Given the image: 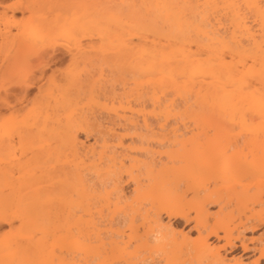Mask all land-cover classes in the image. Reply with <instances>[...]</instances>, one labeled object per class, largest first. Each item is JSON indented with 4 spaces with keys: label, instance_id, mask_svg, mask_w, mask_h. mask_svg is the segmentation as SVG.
<instances>
[{
    "label": "bare ground",
    "instance_id": "obj_1",
    "mask_svg": "<svg viewBox=\"0 0 264 264\" xmlns=\"http://www.w3.org/2000/svg\"><path fill=\"white\" fill-rule=\"evenodd\" d=\"M43 75L29 122L23 99ZM149 120L180 146L157 167ZM16 138L38 148L29 172ZM111 198L126 237L147 232L163 252L171 221L192 223L193 247L181 231L187 247L164 264H264V238L243 235L264 225V0H0V264H141L137 245L113 253L122 232L88 235L91 206Z\"/></svg>",
    "mask_w": 264,
    "mask_h": 264
},
{
    "label": "rangeland",
    "instance_id": "obj_2",
    "mask_svg": "<svg viewBox=\"0 0 264 264\" xmlns=\"http://www.w3.org/2000/svg\"><path fill=\"white\" fill-rule=\"evenodd\" d=\"M111 48H112V47H111ZM68 59H69V57H68L67 55L62 56V58H59V59L57 60V63H55V65H54L53 67L51 66L52 69H54V67H55V68L58 67V65H59V67H60V66H61V67L63 66V68L60 70V72L64 71L63 69H65V67H66V63L68 64ZM62 64H63V65H62ZM64 64H65V65H64ZM65 70H66V69H65ZM50 71H51V70L46 71V72H45L46 74H44V75H45V76H47V75L49 76V74H51ZM44 75H43V77H41V78L37 81L36 86H37V85H38V86L35 87V88H33V89H31V91H30V92L25 96V98L23 99V103H24L23 105H24V107H22V109L20 110V111H22V112H20L22 115H21V114H20V115H21V117H22L24 120H25V117H26V116H28V118H29V115L27 114V112H28V111H31V110H29L28 108L30 107L31 104L33 105V103H32L33 100L35 101V98H36L38 95H39V97H40L39 89H43V91H44V89H45V88H44V87H45L44 85H45V84H48V82H46L47 80L44 81V80H45L44 78H46ZM47 78H48V77H47ZM44 82H46V83H44ZM39 83H40V86H39ZM42 83H44L43 86H41ZM39 87H41V88H39ZM42 87H43V88H42ZM46 88H47V86H46ZM9 90H10V89H9ZM9 90H7V92L10 94L12 91H11V90L9 91ZM37 90H38V91H37ZM45 90H46V89H45ZM43 91H42L41 98H42L43 94L45 93V92L43 93ZM37 92H39V93H37ZM36 93H37L38 95H37ZM35 95H36V96H35ZM34 96H35V98H34ZM32 98H33V99H32ZM31 99H32V100H31ZM37 99H38V97H37ZM37 99H36V100H37ZM29 100H30V101H29ZM27 101H28V103L26 104ZM37 101H38V100H37ZM29 102H31V103H29ZM32 105H31V106H32ZM25 106H26V107H25ZM32 107H33V106H32ZM32 107H31V109H32ZM91 107H92V108H91ZM93 107H94V105H93V106L91 105V106H89V108H88V107H87V108L85 107V109L88 110V109L91 108V110H93V109H94ZM100 108H101V107H100ZM79 109H80V107L78 108V111H77L76 113H79ZM82 109H84V108H82ZM82 109H80V112H82V111H81ZM85 109H84V110H85ZM96 109H97V106H96V108L94 109V111H96L97 113H100V112L102 111L101 109L99 110V106H98V110H96ZM84 110H83V111H84ZM26 111H27V112H26ZM25 112H26L27 115L24 114ZM101 113H102V112H101ZM18 114H19V113H18ZM20 115H19V116H20ZM24 115H26V116H24ZM101 115H102V114H101ZM17 118H18V117H17ZM22 118H21V119H22ZM30 118H31V113H30ZM21 119H19V120H21ZM26 119H27V117H26ZM17 120H18V119H17ZM27 120H28V119H27ZM21 121H22V120H21ZM28 121L30 122L31 120L29 119ZM149 121H150V120H149ZM26 122H27V121H26ZM150 122H151V121H150ZM24 123H25V122H24ZM27 123H28V122H27ZM31 123H33V121H32ZM152 123H153V121H152L151 123H149V128L151 127V129H153V130H151L150 132H153V131L155 130V132H154L153 134H152V133H151V134H152V135H155L156 137L158 136L157 139H159V140L155 139V136H150V137H153L152 141L155 139V140H154V143H155V144H153L152 141H151V143H150V144H153V145H152V146H153V150H155V149L158 147L156 151H153L152 148H151L152 146H150L151 151H152V152H150V154L152 153L153 157H155L154 159H153V157H151L150 159H151V162L153 161V163H155V164H156V167H157V166L161 165V163H162V165H163V161H164V163H166V161L168 162V160L170 159V157L176 156L174 153H175V152L177 153V152L179 151L180 146H179V145H175V148H176V146H178V149L176 150V149L174 148V145H173L172 147H171L172 144H171V145H170V144L166 145L167 142H165V141L162 139V136L165 134V133L163 134L164 130H165V129L168 130L169 128H168V129L165 128V129H163V130H159V129H158V128H160V127H158L159 125L156 124V122L153 123V124H152ZM28 124H29V123H28ZM33 124L35 125V122H34ZM155 124H156L157 126H156ZM25 125H26V124H25ZM31 125H32V124H31ZM31 125H30V126H31ZM151 125L156 126V128H155L154 126L152 127ZM28 126H29V125H28ZM30 126H29V127H30ZM111 126H112V125H111ZM111 126H109V127L111 128ZM23 127L26 128L25 126H23ZM23 127H22V128H23ZM29 127H27V128H29ZM109 127H108V128H109ZM115 127H116V126H115ZM157 127H158V128H157ZM27 128H26V129H27ZM103 128H104V127H103ZM108 128H107V130H108ZM112 128H114V127H112ZM26 129H25V130L23 129V130L26 131ZM30 129H31L32 132H33V129H32V127H31V128H29V129H27L26 133H28V132L30 131ZM116 129H118V127H116ZM166 130H165V132H166ZM24 131H23V133H24ZM104 131H106V125H105V130H104ZM156 131H157V132H158V131H159V132L161 131V133H162L163 135H162L161 133H160V134H161L162 136H161L160 134L156 135V134H157ZM30 133H31V131L27 134L26 137H29L28 135H29ZM166 133H167V132H166ZM31 134H32V136L30 135V136L32 137L31 140L34 142V139H33V133H31ZM148 134H149V133H148ZM34 135H35V134H34ZM80 137L83 138L82 135H81ZM26 139H27V138H26ZM14 140H15V142H14ZM14 140H13V142L11 143V146H10V148H13V151H14V150L16 149V147H17V149H16L17 151L15 150L14 153H13V154H16V155H13V156H16V157H14V159L18 161V158H17V157L20 155V156H19V158H20L19 160L24 159V160H23V161H24L23 166H24L25 164L27 165V167L25 166L26 168L24 167V169H25L26 171H28V169L31 168V170H32V169H33V165H34V162H33L32 160H33V158L35 159V156H36V155H34V157H33L31 160H30L29 157H26V156H29L28 154H30V157H31V152H32V154H33V153H34L33 151H37L38 148L35 146V147H36V150H34L35 148H33L32 145H31L30 143H27V142H26L27 140L25 141V144H24V141H23V145H19L18 141H16L17 138L14 139ZM160 140H161V141H160ZM28 141H30V140H28ZM89 141H92V138H90ZM33 142H32V143H33ZM34 143H35V142H34ZM160 145H162V146H160ZM155 146H156V147H155ZM169 147H170V148H169ZM18 148H19V149L21 148L22 151H24V150H28V151L26 152L27 154L25 155V154H24L25 151H24V152H21ZM22 148H23V149H22ZM172 148L175 149L176 151L174 152V150H172ZM158 149H159L160 151H159ZM18 150H19L22 154H21V153H18V152H19ZM167 150H170L171 152L168 151L169 154H162V152L166 153ZM13 151L10 152L11 155H12V152H13ZM172 151H173V153H172ZM15 152H16V153H15ZM29 152H30V153H29ZM38 152H39V151H38ZM154 152H156V153H154ZM158 152H160L159 155L157 154ZM35 153H36V152H35ZM153 153H154V154H157V155L155 156ZM150 154H149V155H150ZM161 154H162V155H161ZM11 155H10V156H11ZM17 155H18V156H17ZM37 155H38V153H37ZM166 155H169L170 157H168V156H166ZM171 155H172V156H171ZM115 156H116V155H115ZM158 156H159L160 158H159ZM163 156H164V157H163ZM165 156H166L168 159H166ZM25 157H26L27 159H26ZM156 157H157V158H156ZM21 158H22V159H21ZM163 158H164V159H163ZM14 159H11V160H13V161L15 162ZM152 159H153V160H152ZM165 159H166V160H165ZM105 160H106V159H105ZM154 160H156V162H154ZM159 160L161 161V163L158 162V163H159V164H158L157 161H159ZM25 161H26V162H25ZM108 161H109V160H108ZM116 161H117V159H116ZM9 162H10V161H9ZM11 162H12V161H11ZM14 162H13V163H14ZM105 162H106V161H105ZM105 162H104V164H105ZM109 162H110V161H109ZM109 162H106V163L108 164ZM19 163H20V162H19ZM104 164H103V165H104ZM130 164H132V163H130ZM130 164L127 163V166L130 165ZM14 165H17V164H14ZM14 165H13L12 167H15V169H13L12 167H10V168H12V171L9 172L10 168H8V173H9L10 175H12V179H15V178H14L15 175H18L20 172H22V170L18 172V171H17V170H18L17 167L14 166ZM103 165H102V167H104ZM105 165H106V164H105ZM111 165H112V164H111ZM111 165H110V166H111ZM152 165H154V164H152ZM169 165H170V164H169ZM20 166H21V165H20ZM108 166H109V164L106 166V168H107ZM154 166H155V165H154ZM160 167H161V166H160ZM160 167H158V168H160ZM18 168H19V167H18ZM106 168H105V169H106ZM15 170H16L18 173H17ZM11 172H12V173L14 172V174H11ZM28 172H29V171H28ZM16 173H17V174H16ZM30 173H31V172H30ZM124 174H125V173H124ZM124 174H123L122 177H121V178H122V183H123V184H122V183H121V184H122V186H123V191H124L123 193H124V195H126L125 197L130 201V198H132V197L134 196V195L132 194V193H133V192H132V184L129 183V182H127V181H125V180L127 179V176H126V175L124 176ZM13 175H14V177H13ZM123 181H125L126 184H125ZM166 186H167V187H166ZM171 186H172V185H171ZM180 187H181V186H179V187L177 186L178 192H183V190H185V187H183V186H182L183 188H182V187L180 188ZM165 188H167V189L170 188V184H169V185H168V184L165 185ZM171 188H173V186H172ZM179 189H181L182 191L179 190ZM132 195H133V196H132ZM185 195L188 196V195H190V194H189V192H188V194H185ZM185 195L183 196V199H181V200L185 201V200H187V199H188V200L190 199L191 196H188L189 198H187V197H185ZM184 197H185V199H184ZM201 197H202V195H201ZM181 198H182V197H181ZM111 199H113V198H111ZM114 199H115V198H114ZM114 199L111 201L112 204H110L111 207L109 206L110 209L108 208V206H107V208L104 206V207H105V210L102 209V208H104V207H102V208L98 207L99 205H93V206H91V209H90V216H92V219H94V218L96 219V217H97V220L94 219V220H95V221L93 220L94 222H93L92 220H90V222H87V221H86V224H87V225L84 223L85 220H84L83 223H84V224L86 225V227H87L86 230H87V232H89L88 235H92V237H93V235H95V234H92V232H93V233H96L97 235H95V238H96V236H98V237H99L100 239H102V240H106V239H108V238L112 235L113 231H115V233H116V231H119V233H121V232L123 233V231H124V235H121V234H122V233H121L120 236H119V241H120V242H119V244H118V251H117V248H116V249L114 250V252H113L115 255H119V256H121V257H124L122 253H118V252H119L121 249L125 248L126 245H128L130 248H132L131 246H133L132 244H134V246H136V245L139 246V250H140V251H139V252H140V253H139V256H138V258H137L138 263H140L139 260H141V264L146 260L147 264H148V262H150V264H155L157 260H160V259H161V261H162L163 258H164V255L166 256V252L170 251V249H173L174 246H177V247L175 248V252H174V250H171V251H173V253H176L177 255H178V252L176 251L177 248H179L178 251L180 252L181 249H182L181 247H184V249H185V247H187V246H184V245H185V243H183L184 240L181 241L183 238L181 237L180 234L183 233V232H184V233H186V232L188 233V235H187L188 238L186 239L187 242H188V243L186 242L187 245L189 244V247H188V248L191 249V248L193 247V245H194V243H195V241H196V239H197V234H196V232H194V231H189V232L187 231V230H189V228L192 226V225H190V224H192V223H190L189 225L186 226V225H184V223H183L182 221H180L179 219H174V220L171 221L172 225H174V226H173V230H174L175 232H172V235L170 234V236H169V239H172V242H169L168 245H165V246H164V248L167 246L166 249H165L166 252H165V251L163 252V251H161V249H159L158 247H156V246H158V243H157V242L155 243V241H153L152 238L149 237L150 235L147 236V234H146L147 232H146L145 234H143V240H141L142 238L138 240L139 243H138V241H135V239L129 240L128 237H126V234H127L126 232H127V231H125V230H127V226H128L127 223H128V220H125V217H123V215H124V211H125V209H123V208H125V206H124V205H125V204H124V200L121 199L120 202L117 203L118 205L115 206L114 204H115V202H116V199H115V200H114ZM122 200H123V201H122ZM188 200H187V201H188ZM113 201H114V203H113ZM121 201H122L123 205H121ZM113 205H114V206H113ZM122 207H123V208H122ZM121 209H123V210H121ZM211 209H212V210H215V207H212ZM106 210H107V211H106ZM108 210H110V211H109V214H110V215H109V214H106V213H108ZM119 210H121V211H119ZM114 211H115V212H114ZM117 211L119 212V214H118ZM112 212H113V213H112ZM120 212H123V213H120ZM115 213H116V214H115ZM92 214H95V215H92ZM122 214H123V215H122ZM114 215H115V216H114ZM116 215H117V216H116ZM93 216H94V217H93ZM95 216H96V217H95ZM109 217H110V218H109ZM115 217H116V219H115ZM98 218H99V219H98ZM90 219H91V217H90ZM114 219H115V220H114ZM117 219H119V220H117ZM120 219H121V220H120ZM98 220H99V221H98ZM104 220H107V221L105 222ZM81 221H82V220H81ZM91 221H92V223H91ZM96 221H97V222H96ZM138 221L141 222V220H133V222H135L136 225H141V223H143L144 220H142L141 223L138 222ZM163 221H164V222H165V221L167 222L168 220H166V218L163 217ZM208 221H209V222H208ZM212 221H213V220H212ZM212 221H211V220H207V222H206L207 225H206V224H205V225H206V226H208V225L211 226V225L213 224ZM95 222H96V225H94ZM99 222H100V223H99ZM109 222H110V223H109ZM112 222H113V225L111 224ZM211 222H212V223H211ZM90 223H91V224H90ZM93 223H94V224H93ZM105 223H106V224H105ZM107 223L109 224L108 226H107ZM84 224H83V225H84ZM88 224H90V225L88 226ZM92 224H93V225H92ZM101 224H102V225L105 224V225L102 226ZM114 224H115L116 227L114 226ZM81 225H82V223H81ZM83 225H82V227L85 228V225H84V226H83ZM98 225H101V227L98 226ZM93 226L97 228V229H96L97 231H96L94 228H92ZM97 226H98V227H97ZM104 226H105V227H104ZM113 226H114V227H113ZM145 226H146V225H145ZM88 227H90V228H88ZM102 227H103V228H102ZM146 227H147V226H146ZM146 227H144V229H143V228H140L139 232L141 233V231L147 229ZM90 229H91L92 232H91V231H88V230H90ZM100 229H102V230H104V231H102V230L100 231ZM94 230H95V232H94ZM107 230H109V231L111 232V235H110V233H108L109 235L107 234V232H108ZM149 230H150V231H151V230L153 231V233H152V231H151V232L148 231V233H151V236H152L154 233H156V231L154 230V228H149ZM99 231H100L101 233H100ZM146 231H147V230H146ZM181 231H182V232H181ZM180 232H181V233H180ZM103 233H105V235H104ZM140 233H138V235H141V234H142V233H141V234H140ZM98 234H100V236L102 235V238H101ZM107 235H108L109 237H108ZM113 235H114V233H113ZM113 235H112V236H113ZM115 235H116V234H115ZM115 235H114V236H115ZM144 235H146V238H144V237H145ZM243 235H244V237H246L247 239H249V238H258V237L264 238V225L259 226V227L256 228L253 232H251V231L245 232ZM106 236H107L108 238H106ZM121 236H122V237H121ZM141 236H142V235H141ZM141 236H139V237H141ZM90 237H91V236H90ZM115 237L118 239L117 236H115ZM120 237H121V239H120ZM152 237H153V236H152ZM104 238H105V239H104ZM122 238H123V239H122ZM147 238H151V241H150V239H148V240H149V243H148V240H146V243H148V244L144 243L145 239H147ZM92 240H94V239L92 238ZM140 240H141V242H140ZM129 241H130V242H129ZM133 241H135V242H133ZM152 241H153V243H152ZM177 241H178V242H177ZM179 241H181V242H179ZM211 241H213V244H217L216 241H214L213 239H212ZM175 242H177V243H175ZM127 243H128V244H127ZM174 243H175V244H174ZM180 243H181V244H180ZM145 244H146V245H145ZM178 244H179L180 246H178ZM173 245H174V246H173ZM134 246H133V247H134ZM144 246H145V247H144ZM152 246H153V248H152ZM150 247H151V248H150ZM154 248H155V249H154ZM188 248H187V249H188ZM141 250H142V252H141ZM182 250H183V249H182ZM115 251H116V252H115ZM171 251H170V252H171ZM184 251H185V250H184ZM161 252H162V254H161ZM170 252H168V253H170ZM164 253H165V254H164ZM168 253H167V256H169ZM190 253H191V256H193V253H195L196 256H195V255H194V256H195L196 258H198V257H199L198 255L201 254V253H199V250H195V251L193 250V251H190ZM163 254H164V255H163ZM171 254H172V252H171ZM77 255H78V254H77ZM77 255H75V256H77ZM79 255H81V254H79ZM79 255H78V256H79ZM162 255H163V256H162ZM172 255H173V254H172ZM233 255H234V254H229V253H228V254H227V257H228V258H231ZM238 255H239V254H236L235 257H238ZM78 256L76 257V259H78ZM81 256H82V255H81ZM81 256H80V257H81ZM167 256H166V257H167ZM173 256H174V255H173ZM191 256H190V257H191ZM255 256H256V255H252V254L250 253V254H247L246 256L242 257L241 260H242L244 263H248V262L251 261ZM80 257H79V258H80ZM159 257H161V258H159ZM170 257H171V255H170ZM201 257H202V256H201ZM81 258L83 259V256H82ZM81 258H80V259H81ZM158 258H159V259H158ZM76 259H75V260H76ZM82 259H81V260H82ZM121 259H122V258H121ZM78 260H79V259H78ZM78 260H77V261H78ZM135 260H136V259H135ZM135 260H134V262H135ZM192 260H193L194 262H193ZM197 260H198V259H197ZM197 260H196V259L194 260V258L191 257V261L193 262L192 264L196 263ZM79 261H80V260H79ZM79 261H78V262H79ZM82 262H83V261H81L80 263L83 264ZM152 262H155V263H152ZM157 262H158V263H156V264H159L160 261H157ZM92 264H93V263H92ZM143 264H144V263H143ZM160 264H164V262L162 261V263L160 262Z\"/></svg>",
    "mask_w": 264,
    "mask_h": 264
}]
</instances>
